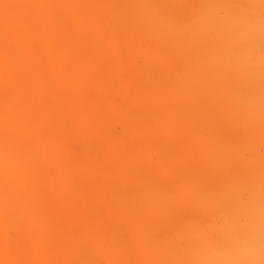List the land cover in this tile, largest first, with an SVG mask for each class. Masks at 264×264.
Instances as JSON below:
<instances>
[{
	"label": "bare ground",
	"instance_id": "1",
	"mask_svg": "<svg viewBox=\"0 0 264 264\" xmlns=\"http://www.w3.org/2000/svg\"><path fill=\"white\" fill-rule=\"evenodd\" d=\"M139 1L116 3L121 10L117 12L122 39L119 46L115 40L112 47H105L104 41L99 44L96 36L102 25L85 22L76 29L78 42L83 44L86 40L85 50L75 53L64 38L58 39L63 29L62 13L67 8L62 0H0V246L6 245L0 248V264H62L60 237L64 227H58L56 217L59 219L70 210H65L68 203L62 199L81 193L93 197L100 179L107 183L104 187L109 193L135 182L140 160L121 153L83 159L69 145L72 135L81 141L87 135L108 138L111 119L118 113L110 110L102 125L88 120L91 105L102 88L96 77L101 72L102 76L111 74L109 60L96 53L100 48L108 47L112 56L121 54L129 63L143 48L141 44L133 46L131 36L136 39L146 33L150 42L149 29L165 28V36L175 37L182 51L186 48L196 55L194 72L191 67L193 78L187 82L196 83L201 76L206 77L213 63L217 64L224 87L231 89L233 98L250 105L237 103L238 113L250 114L264 140V0H203L199 10L195 7L202 0H160L161 12L156 10L153 15L143 12ZM83 3L78 1L79 5ZM180 3L192 9L185 20L187 32L172 31ZM115 13L111 11L106 18H116ZM121 16L126 18L124 25ZM164 18L167 22L162 24ZM169 49L153 44L148 56L152 60L146 61L155 66L172 59L173 47ZM70 51L74 52L72 56ZM183 86L182 81L177 98L181 108L176 111L171 105L164 114L171 133L180 131L187 135L192 121L180 118L187 107ZM146 97L142 93L130 100L137 104ZM172 99L169 93L168 100ZM82 103L84 106L80 107ZM81 116L86 118L83 122L79 120ZM257 146L252 147V157L243 158L241 163L264 161V154L258 157ZM51 169L56 172L54 177L49 176ZM24 179L33 182L31 189L23 185ZM222 179L205 205V211L218 220L214 241L206 243L204 235L197 240L185 237L187 248L178 258L184 264H264V170L247 180ZM52 217L55 230L46 231L40 244L42 249L51 251L36 252L33 239L22 235L28 226L42 227ZM10 228L16 230L14 236L9 235Z\"/></svg>",
	"mask_w": 264,
	"mask_h": 264
},
{
	"label": "rangeland",
	"instance_id": "2",
	"mask_svg": "<svg viewBox=\"0 0 264 264\" xmlns=\"http://www.w3.org/2000/svg\"><path fill=\"white\" fill-rule=\"evenodd\" d=\"M62 1L67 8L62 13L63 29L58 34L59 41L64 38L75 53H81L85 50L86 40L83 44L78 42L80 40L77 39L76 29H81L85 22H97L102 25L96 36L98 43L104 41L105 47H112V41L115 40L118 46L120 45L121 29L117 16L121 10L116 3L121 0ZM78 1L85 3L79 5ZM202 2L203 0L198 3L195 10H199ZM139 6L146 14L153 15L156 10L161 12L160 0H141ZM111 11L116 12V18L112 20L106 18V14ZM189 11L192 9L190 10L188 5L180 3L179 9H176L177 14L172 31L187 32L184 28ZM112 15L114 17V13ZM121 19L124 25L125 16H121ZM180 19L182 21L178 22ZM166 22L165 18L161 21L162 24ZM148 32L152 34L150 42L146 33L139 34L136 39L131 36L130 43L133 41V46L141 44L143 48L131 57L129 63L121 54L112 56L108 47V49L100 48L96 52L97 55L105 56L109 60L110 65L107 67L111 68V74L102 76L104 74L101 72L96 77L102 88L98 99L91 105L88 120L92 124L102 125L107 121L110 110L118 113L111 119L108 138L97 137L99 138L97 140L96 137L92 138L93 135H87L81 141L72 135L71 138L74 139L69 141L70 148L83 159H96L107 153L117 156L121 153L129 154L134 160H140L141 164L137 167L135 182L131 187L125 189L118 187L113 190L114 193H109L104 187L107 183L104 179H100L97 180L93 190V197L81 193L77 197L65 196L62 199L64 203H68L65 210L78 207L71 212L68 210L70 213L65 211L67 214H63L62 217H67L66 219L59 216L61 220L57 219L58 216L56 217L58 227H64L60 237L64 259L62 264H184L178 256L184 248H187L184 245L185 237L199 239L200 235H204L209 237L205 238L206 243L208 240L215 239L218 220L205 211V205L208 203L211 191L215 190L219 181H222V178H225L224 182L232 178L247 180L250 176L251 178L259 176L264 170V161L255 164L241 163L243 158L248 160L252 157V147L255 144H258L256 149L259 153L258 157H261L264 154V140L258 124L251 119L250 114L238 113L237 103L250 105L247 101L233 98L231 89L224 87L221 82L222 73L217 64L213 63L206 77L198 78L196 81L198 84L195 81L187 82L189 77L193 78L191 70L193 69L194 72L193 62L195 64L196 55L186 48L187 51L185 49L182 51L175 37H166L165 28L154 26V30L149 29ZM127 36H129L128 33ZM153 44L165 50L173 47V53H170L173 55L172 59H165L155 66L148 63L146 60H152V57L148 56ZM73 51H70L69 56L73 55ZM167 51L170 52V49ZM102 68L106 69V67ZM182 81L187 107L185 115L180 118L183 121L188 118L192 121L189 132L194 128L203 129L211 136L215 143V155L213 163L209 166H205L204 157L201 156L194 155L187 161V171L196 179L204 195L194 198L190 206L182 208L167 219L148 223L142 221L133 209L137 205L139 195L151 187L157 179L150 170L155 159L153 145L161 140H168L170 143L164 144L163 147L167 151H174L182 141L181 139L186 136L180 131L171 133L168 130L170 123L165 121L164 114L171 105L176 111L179 107L181 108V102L177 101V98L180 96ZM142 93L147 94L143 101L137 104L131 102V97H138ZM169 93L173 96L171 101L168 100ZM155 96L158 97V102L155 101ZM83 106V103L80 104V107ZM222 108L227 110L228 119L224 123H218L217 114ZM244 108L248 109V107ZM156 112L161 115L156 116ZM191 113L192 116L186 115ZM195 113L198 114L194 115ZM85 119L84 116L79 117L82 122ZM95 141H98L97 144ZM90 144L96 146H90ZM55 173L54 169L49 170L50 177H54ZM23 185L31 189L33 182L24 179ZM74 220L77 221L71 225ZM51 221L53 224H50ZM54 221L52 217V220L42 225L43 228L37 226V228L34 226L26 228L28 231L22 237L27 240L33 239L36 252L51 251L50 248L42 249L40 246L46 231L52 229V233L54 232L53 226L56 225ZM8 233L14 236L16 230L10 228ZM197 244L195 242V247ZM5 246L2 245L0 248Z\"/></svg>",
	"mask_w": 264,
	"mask_h": 264
},
{
	"label": "snow or ice",
	"instance_id": "3",
	"mask_svg": "<svg viewBox=\"0 0 264 264\" xmlns=\"http://www.w3.org/2000/svg\"><path fill=\"white\" fill-rule=\"evenodd\" d=\"M227 119L228 112L222 108L217 121L224 123ZM168 143L170 141L161 140L153 145L155 159L150 170L157 179L139 195L133 209L148 223L163 221L190 206L194 198L204 195L196 179L188 173L187 161L194 155L201 156L205 166H209L215 155V143L203 129H192L174 151L165 150L163 145Z\"/></svg>",
	"mask_w": 264,
	"mask_h": 264
}]
</instances>
